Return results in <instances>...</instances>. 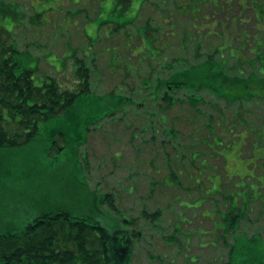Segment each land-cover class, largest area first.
Wrapping results in <instances>:
<instances>
[{
    "label": "rangeland",
    "instance_id": "obj_1",
    "mask_svg": "<svg viewBox=\"0 0 264 264\" xmlns=\"http://www.w3.org/2000/svg\"><path fill=\"white\" fill-rule=\"evenodd\" d=\"M143 2L0 0L20 71L90 85L0 148V235L67 211L134 232L130 264H264V0Z\"/></svg>",
    "mask_w": 264,
    "mask_h": 264
},
{
    "label": "trees",
    "instance_id": "obj_2",
    "mask_svg": "<svg viewBox=\"0 0 264 264\" xmlns=\"http://www.w3.org/2000/svg\"><path fill=\"white\" fill-rule=\"evenodd\" d=\"M0 31V148H13L29 144L39 123L68 110L78 96L87 94L89 75L76 90L62 89L54 80L36 86L34 71L19 70L15 59L19 50L10 33ZM167 81L158 79L155 87L165 92L161 100L172 105ZM111 197L104 194L102 201L113 207ZM133 233L110 232L92 218L73 217L67 211L45 213L22 232L0 235V264H130Z\"/></svg>",
    "mask_w": 264,
    "mask_h": 264
}]
</instances>
